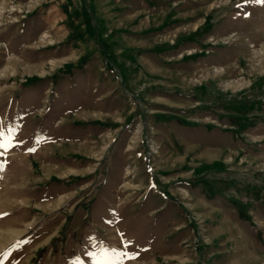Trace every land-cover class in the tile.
<instances>
[{"label":"rangeland","instance_id":"obj_1","mask_svg":"<svg viewBox=\"0 0 264 264\" xmlns=\"http://www.w3.org/2000/svg\"><path fill=\"white\" fill-rule=\"evenodd\" d=\"M9 129L0 264H264V3L0 0Z\"/></svg>","mask_w":264,"mask_h":264},{"label":"snow or ice","instance_id":"obj_2","mask_svg":"<svg viewBox=\"0 0 264 264\" xmlns=\"http://www.w3.org/2000/svg\"><path fill=\"white\" fill-rule=\"evenodd\" d=\"M257 2L264 3V0H257ZM14 141L16 144L20 143V141L15 140V136L13 135V130L9 129L7 132H5L4 130H0V147H3L4 149H8L10 145H13ZM29 151L32 152L35 151V149L30 148ZM3 167L4 165H0V169H2ZM90 255L92 256L93 260H97L95 254H90ZM121 255L128 256L130 259H135V257L130 256L128 252H124ZM5 257H7V253H5ZM105 258H107V253H105ZM80 264H83V261H80ZM97 264H101V261L97 260Z\"/></svg>","mask_w":264,"mask_h":264},{"label":"bare ground","instance_id":"obj_3","mask_svg":"<svg viewBox=\"0 0 264 264\" xmlns=\"http://www.w3.org/2000/svg\"><path fill=\"white\" fill-rule=\"evenodd\" d=\"M13 65H15V64H13Z\"/></svg>","mask_w":264,"mask_h":264}]
</instances>
